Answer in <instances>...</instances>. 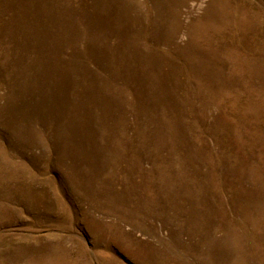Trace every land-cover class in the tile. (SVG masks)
<instances>
[{
	"label": "rangeland",
	"instance_id": "obj_1",
	"mask_svg": "<svg viewBox=\"0 0 264 264\" xmlns=\"http://www.w3.org/2000/svg\"><path fill=\"white\" fill-rule=\"evenodd\" d=\"M0 264H264V0H0Z\"/></svg>",
	"mask_w": 264,
	"mask_h": 264
}]
</instances>
